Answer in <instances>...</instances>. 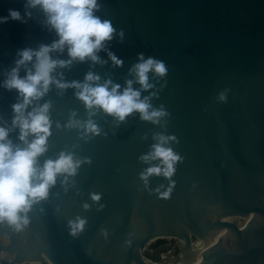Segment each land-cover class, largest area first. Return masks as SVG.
Returning <instances> with one entry per match:
<instances>
[{"label":"water","instance_id":"1","mask_svg":"<svg viewBox=\"0 0 264 264\" xmlns=\"http://www.w3.org/2000/svg\"><path fill=\"white\" fill-rule=\"evenodd\" d=\"M97 4L95 15L116 29L97 53L101 62L73 60L52 75L71 84L92 72L100 84L111 80L123 91L132 80L140 90L132 69L143 53L145 60L163 61L168 72H150L152 87L141 90L140 98L148 97L149 112L166 115L153 122L133 112L120 121L87 109L77 89L51 84L27 109L50 105V135L38 166L61 153L79 163L74 174H58L47 198L24 214L27 225L0 223V264H151L145 255L160 260L170 243L153 252L147 247L167 236L185 241L183 247L177 243L183 255L176 264H264V0ZM26 5L0 0V17L13 9L26 21L0 23V127L22 148L12 123V106L22 98L4 82L21 51L59 39L43 10ZM50 55L69 59L66 48ZM25 74L21 67L20 76ZM88 121L98 134L87 131ZM160 137H174L164 146L182 159L171 177L145 180L149 167L163 168L158 159H141ZM81 220L83 228L73 235ZM196 239L206 244L204 254L193 248Z\"/></svg>","mask_w":264,"mask_h":264},{"label":"clouds","instance_id":"2","mask_svg":"<svg viewBox=\"0 0 264 264\" xmlns=\"http://www.w3.org/2000/svg\"><path fill=\"white\" fill-rule=\"evenodd\" d=\"M26 7H40L47 17V23L55 30L58 40L50 46L42 45L39 50L25 49L19 53L20 59L8 74L4 87L8 90L15 89L22 98V102L14 104L13 126L20 130L19 140L25 147L13 145L8 139L9 132L0 127V223L7 222L17 229L21 224L27 225L26 214L34 203L47 198L49 188L56 182L58 174L72 175L76 171L78 161L74 163L71 155L61 153L56 160H47L42 167L38 166V157L45 153L46 141L50 135V119L48 103L42 106L27 109L34 101H39L49 90L51 84H56L60 89L72 87L77 89L76 96L87 109L99 108L104 113L123 121L133 112H138L143 120H152L166 115L164 111H151L148 97L140 98L141 90L152 87L148 83L149 73L154 72L160 77L166 76L168 69L165 63L149 57L144 59L143 53L138 54L139 63L133 66L135 82L140 85V90L133 89V81L128 80L126 87L120 91L119 84L111 80L100 84V77L89 72L83 83L73 81L71 84L62 83L52 75L55 70L67 67L73 60L84 61L90 59L100 63L97 55L104 49L105 43L113 39L116 29L110 20H102L95 15L98 10L97 0H27ZM30 17V13L25 12ZM25 23L19 10H8V16L0 17V23L8 20ZM123 30L120 32L123 38ZM67 49L68 60L53 59L52 52H63ZM109 58L116 66H121L123 61L111 52ZM31 64V67L27 65ZM24 67L25 75L20 76V69ZM224 99L223 94L220 97ZM87 131L98 134L99 130L92 121L86 125ZM34 138L28 141L29 136ZM168 139L174 137H160L159 143L152 146L153 151L142 160H160V166L149 167L142 178L147 180L150 175L171 177L175 171L174 164L182 158L173 152L170 147H165ZM168 193H164L167 196ZM93 199L98 200L99 196ZM87 207V205L85 206ZM84 221L73 225V235L77 229H82Z\"/></svg>","mask_w":264,"mask_h":264},{"label":"bare ground","instance_id":"3","mask_svg":"<svg viewBox=\"0 0 264 264\" xmlns=\"http://www.w3.org/2000/svg\"><path fill=\"white\" fill-rule=\"evenodd\" d=\"M165 238H166L167 241L168 240L172 241L171 240V236H167ZM173 240H176L180 247H183L185 245V241L182 240V239L174 237ZM205 246H206V244L200 239H196L195 241H193V248L195 250H197L200 254H204L205 249H206ZM182 255H183L182 251H180V253L177 256L169 257V253L164 252L162 255H160L161 258H160V261H159L158 264H176V262L180 258H182ZM146 261H148V260L146 259ZM148 262H150V261H148ZM150 263L153 264L152 262H150Z\"/></svg>","mask_w":264,"mask_h":264},{"label":"rangeland","instance_id":"4","mask_svg":"<svg viewBox=\"0 0 264 264\" xmlns=\"http://www.w3.org/2000/svg\"><path fill=\"white\" fill-rule=\"evenodd\" d=\"M174 239V237H171V240L172 241H167L166 239L165 240H156L155 242H152L148 247H147V249H148V251H150V252H153L154 251V249L157 247H162L163 245H165V244H168V243H170V246L167 248V249H164V250H161L160 252H159V254L161 255L162 253H164V252H168L169 250H170V252H169V257H172V256H177L179 253H180V249H179V247H178V245H177V241L176 240H173ZM145 258L148 260V261H150V262H152L153 264H158L159 263V261L160 260H158V259H155V258H152V257H150V256H148V255H145ZM157 262V263H156Z\"/></svg>","mask_w":264,"mask_h":264},{"label":"built area","instance_id":"5","mask_svg":"<svg viewBox=\"0 0 264 264\" xmlns=\"http://www.w3.org/2000/svg\"><path fill=\"white\" fill-rule=\"evenodd\" d=\"M169 252H170V250H169L167 253H169ZM162 254H163V253H162ZM162 254H161V255H162Z\"/></svg>","mask_w":264,"mask_h":264}]
</instances>
